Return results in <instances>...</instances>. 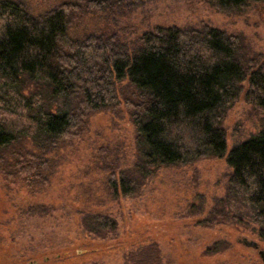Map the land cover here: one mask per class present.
Masks as SVG:
<instances>
[{"label":"trees","instance_id":"obj_1","mask_svg":"<svg viewBox=\"0 0 264 264\" xmlns=\"http://www.w3.org/2000/svg\"><path fill=\"white\" fill-rule=\"evenodd\" d=\"M145 1L74 0L34 14L0 0L1 172L29 189L47 185L58 155L82 137L91 117L124 107L136 128V158L107 176L113 197L137 196L162 167L226 157V193L206 222L230 221L264 239V128L231 149L224 128L242 96L264 115V60L245 58L241 37L208 25L156 27L131 49L113 35L70 33L80 7L134 10ZM204 1L230 13L259 0ZM49 210L40 205L28 213ZM82 226L103 239L118 233L116 218L100 213H83ZM147 251V261L133 253L126 261L159 260L156 246Z\"/></svg>","mask_w":264,"mask_h":264},{"label":"rangeland","instance_id":"obj_2","mask_svg":"<svg viewBox=\"0 0 264 264\" xmlns=\"http://www.w3.org/2000/svg\"><path fill=\"white\" fill-rule=\"evenodd\" d=\"M14 1L40 14L74 0ZM205 25L238 35L245 58L264 60V0L230 13L204 0H146L134 10L84 6L71 15L70 33L113 35L131 49L156 27ZM224 128L231 149L264 128V115L242 96L228 110ZM135 134L124 107L99 112L58 155L60 164L47 185L29 189L0 169V264H131L126 255L147 261L151 245L160 256L153 264H264L256 250L237 242L246 237L264 249L257 233L230 221L206 222L226 193L231 172L226 157L162 167L134 197L109 193L105 184L112 169L135 161ZM40 205L49 212L28 213ZM85 212L116 218L118 233L107 239L88 235Z\"/></svg>","mask_w":264,"mask_h":264},{"label":"water","instance_id":"obj_3","mask_svg":"<svg viewBox=\"0 0 264 264\" xmlns=\"http://www.w3.org/2000/svg\"><path fill=\"white\" fill-rule=\"evenodd\" d=\"M237 242L240 244L245 245L248 248H252L258 252V255L260 256L262 262L264 263V249L260 248V244L254 240H250L246 237H239L237 239Z\"/></svg>","mask_w":264,"mask_h":264}]
</instances>
